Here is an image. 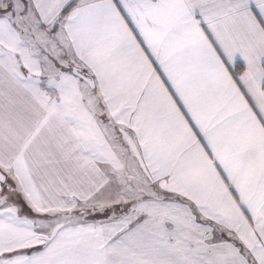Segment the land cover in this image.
Here are the masks:
<instances>
[{"label":"snow or ice","instance_id":"1","mask_svg":"<svg viewBox=\"0 0 264 264\" xmlns=\"http://www.w3.org/2000/svg\"><path fill=\"white\" fill-rule=\"evenodd\" d=\"M0 264H264V0H0Z\"/></svg>","mask_w":264,"mask_h":264}]
</instances>
